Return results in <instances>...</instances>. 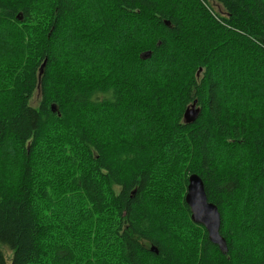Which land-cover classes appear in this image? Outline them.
Segmentation results:
<instances>
[{"label": "trees", "instance_id": "trees-1", "mask_svg": "<svg viewBox=\"0 0 264 264\" xmlns=\"http://www.w3.org/2000/svg\"><path fill=\"white\" fill-rule=\"evenodd\" d=\"M0 25L10 264H264V0H0Z\"/></svg>", "mask_w": 264, "mask_h": 264}, {"label": "water", "instance_id": "water-1", "mask_svg": "<svg viewBox=\"0 0 264 264\" xmlns=\"http://www.w3.org/2000/svg\"><path fill=\"white\" fill-rule=\"evenodd\" d=\"M149 53L142 54L141 58L144 59L149 56ZM45 62L43 63V66ZM42 66V67H43ZM202 69L200 68L197 75ZM197 101L194 100L189 108H186L183 114L184 124L193 123L200 112L196 107ZM185 203L191 212V221L194 224L201 225L205 228L209 241L218 247L220 252L226 254L227 246L224 238L220 235V213L217 207L208 201L201 178L196 174H191L188 177L187 191L185 195ZM151 251L157 253L155 248Z\"/></svg>", "mask_w": 264, "mask_h": 264}, {"label": "rangeland", "instance_id": "rangeland-1", "mask_svg": "<svg viewBox=\"0 0 264 264\" xmlns=\"http://www.w3.org/2000/svg\"><path fill=\"white\" fill-rule=\"evenodd\" d=\"M215 10L220 13L222 16H225L224 12L222 11L221 7L218 6L217 4H213ZM5 29H3V26L0 25V34L4 32ZM33 105H38L39 103V97H38V94L36 93L34 95V99L32 100L31 102ZM190 106H188L187 108H189ZM10 154V153H9ZM11 159V158H10ZM5 160L2 161V163L4 162ZM6 165L8 166V162H7V159H6ZM0 250L3 252L4 256H5V260H6V263L7 264H10L11 263V258H12V252L10 251V249H8L6 246H3V245H0Z\"/></svg>", "mask_w": 264, "mask_h": 264}]
</instances>
